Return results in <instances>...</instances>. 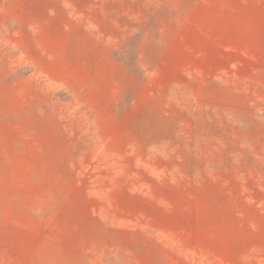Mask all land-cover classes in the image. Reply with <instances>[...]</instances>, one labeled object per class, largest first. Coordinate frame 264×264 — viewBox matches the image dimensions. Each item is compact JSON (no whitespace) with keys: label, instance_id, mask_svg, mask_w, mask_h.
I'll return each mask as SVG.
<instances>
[{"label":"rangeland","instance_id":"374dc122","mask_svg":"<svg viewBox=\"0 0 264 264\" xmlns=\"http://www.w3.org/2000/svg\"><path fill=\"white\" fill-rule=\"evenodd\" d=\"M0 264H264V0H0Z\"/></svg>","mask_w":264,"mask_h":264}]
</instances>
